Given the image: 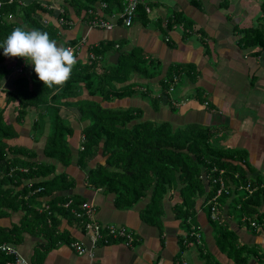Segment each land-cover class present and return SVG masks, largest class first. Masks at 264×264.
I'll return each instance as SVG.
<instances>
[{
    "label": "crops",
    "instance_id": "0c3cea01",
    "mask_svg": "<svg viewBox=\"0 0 264 264\" xmlns=\"http://www.w3.org/2000/svg\"><path fill=\"white\" fill-rule=\"evenodd\" d=\"M48 1L60 9L62 0ZM262 1L141 0V7H149V12L138 15L130 26H125L119 20L111 29L90 26L87 22L91 16L88 10L77 15L69 7L70 20L65 29L59 27L60 38L57 43L65 47L67 40L75 39L78 42L84 38L85 43L76 56L79 62L88 59L92 47L105 42L109 44L105 46L104 55H98L101 59H97L104 62L103 66L107 65V61L115 64L129 51H133L134 55L138 53L137 60L141 63L152 60L154 66L151 69L156 73L154 77H140L133 73L126 82L141 84L140 90L147 91L148 96L143 97L137 93L102 104L123 109L138 108L142 111L143 120L167 121L171 129L189 124L210 128L213 134L210 142L217 145V150L221 149L229 160L232 157L234 163L242 166L251 179L257 178L264 185V48L259 51L262 47L260 40L264 39V16L260 9ZM104 7L103 2L97 1L92 14L108 17L110 14ZM256 27H259L256 36L248 35ZM117 52L118 55H114ZM7 58L4 63L10 62H5ZM186 64L194 65V73L183 70L169 94L171 104L162 101L154 108L150 97L157 96L160 79L166 75L170 66ZM30 65L26 61L24 68L20 66L21 71L26 69V76L29 75ZM10 72L1 82L6 90L12 89V80L21 76L15 68ZM192 73L194 78L190 77ZM76 99L100 100L98 96H89L85 89L71 100ZM172 101L176 104H172ZM120 102L125 106H120ZM4 106L5 92L0 91V109ZM35 109L39 111V108L30 107L23 117L16 119L13 105L5 108L6 121L17 131V136L9 142L35 153L31 158L24 159L54 164L55 174L64 172L73 179L72 188L55 192L51 196L75 195L79 199L92 201L97 209L96 216L102 224L124 225L132 231L134 238L129 246L120 239L99 241L92 249V255L79 254L68 242L79 241L88 247L89 241L75 220L61 218L58 230L63 233V243L52 246L42 256L41 251L46 242L44 232L34 228V224L30 226V223L23 227L24 210L7 209L6 215L0 216V228L17 225L22 230L19 231L20 239L17 243L7 241L0 245H14L19 253L17 264H37L36 256H41L42 264H182V260L187 264H206L208 257L213 264H241L218 248L205 195L197 197L194 215L187 217L186 225H181L183 215L176 210L182 202L180 183L176 188L167 189L162 200V213L154 225L141 217L142 210L149 202V195L142 197L130 208H117L114 193L105 194L100 187H89L86 170L76 161L81 129L86 122L79 120L71 106H61L60 116L66 118L75 129L73 136L68 139L73 159L68 165H63L44 155L48 129L39 137L33 133L34 123L39 116H36ZM103 161L104 158L97 155L91 159L90 165ZM205 177L204 180L207 179ZM205 186L206 189L210 188L206 182ZM241 186L230 185L231 196L221 211L216 205V217L217 213L220 216L216 222L225 224L235 234L238 244L248 247L250 254L243 264H264V232L251 229L235 212L228 213L232 198L240 197V191H245ZM51 196L38 198L41 202L33 208L39 210ZM260 211L264 212V205ZM191 232L198 233L199 237H189ZM1 252L8 255L7 260H15L14 254Z\"/></svg>",
    "mask_w": 264,
    "mask_h": 264
},
{
    "label": "trees",
    "instance_id": "16d2710c",
    "mask_svg": "<svg viewBox=\"0 0 264 264\" xmlns=\"http://www.w3.org/2000/svg\"><path fill=\"white\" fill-rule=\"evenodd\" d=\"M97 1L106 4L104 9L108 14L122 10L123 0H62V4H59L61 10L48 0H28L27 3H23L22 0L12 2L0 0V43L17 26L46 31L51 39L58 41L59 27L65 29L70 20L69 7H72L78 15L83 10L85 12L92 10ZM140 3L141 0L138 4L137 16L145 13V8L141 7ZM260 9L264 16V0L260 4ZM61 18L66 22L63 25L59 24ZM258 29L259 27H256L248 35L256 36L255 32ZM74 43L75 39L65 41V45ZM106 44L109 42L92 47L90 50L94 55L103 57ZM260 45L262 47L259 51L264 48L262 38ZM4 58L3 48H0V91L5 92V106L0 109V216L6 215L7 209L24 210L23 227L28 226L27 223H30V226L34 224V228L37 227L46 236L44 250L41 251L42 256L52 246L63 243V233L58 230L61 218H66L68 221L75 220L80 225L73 211L80 210L84 199H79L75 195L74 197H67L64 194L51 196L55 192L72 188L74 181L64 172L55 174L54 164L24 159V157L31 158L35 153L9 142L17 136L13 125L5 119V108L10 105L15 109L16 119L23 117L30 107L42 106L45 112L51 110V128H46L44 122L37 119L33 133H37L36 137H39L48 129L44 155L63 165H68L73 159V151L68 139L73 136L75 129L70 126L66 118L60 116V110L62 105L74 108L79 120L86 122L81 129L76 161L86 170L88 186L100 187L105 194L114 193V204L121 209L130 208L142 197L149 195V202L141 212V217L147 223L152 225L157 223L163 210L164 194L167 189L176 188L178 183L181 184L179 193L182 202L178 204L176 210L178 214L183 215L181 225H186L187 217L194 215L195 201L197 197L203 195L205 202L209 204L207 210L210 217L209 201L216 192V185L212 183V177L210 178L209 175L217 176V171L222 168L224 173L221 177L226 182L228 191L217 199V209L221 211L231 196L230 185L245 186L250 182L252 193L244 191L240 193V197H233L229 202L231 209L228 213L235 212L241 218L246 215L258 224L264 225V212L260 211L261 206L264 205V185L257 178L251 179L242 166L234 163L232 157L229 160L221 149L217 150V145L210 142L213 136L210 128L189 124L171 129L167 121L143 120L142 111L138 108L123 109L102 104L137 93L143 97L148 96L147 91L140 90L141 84L137 82L126 84V82L133 73H137L140 77H154L156 73L151 69L154 66L152 60L141 65V61L137 60L133 51H129L115 64L107 61V66H103L102 60H97L98 58L93 60L88 58L84 62L77 61L71 78L62 88L45 86L35 73L34 65L31 64L29 75L14 78L11 82L12 89L6 90V87L1 86L2 80L14 67L25 64L26 60L13 57L11 62L4 63ZM186 65L168 68L166 75L160 79L157 96L150 95L154 108H157V104L162 101L171 104L169 88L176 85L175 79L180 78L183 70L189 73L194 71L193 64ZM149 68L152 71H149ZM193 73L191 78L195 77ZM83 89L89 96H98L100 100H71L78 97ZM97 155H101L104 161L90 165L91 159ZM214 167L217 169L216 172H212ZM53 173L54 175L48 178ZM204 177L208 178L204 180ZM33 179L35 181H32ZM205 182L210 185L209 189H206ZM46 196H51L50 200L44 201L48 208L43 206L41 212L34 209L35 205L41 202L38 198ZM219 218L217 213L216 219L211 220L218 248L236 263H245L250 254L247 251L248 247L239 245L235 234L225 224L216 222ZM245 224L250 227L248 222ZM21 230L22 228L17 225L11 228L1 227L0 243L7 241L17 243ZM108 240L114 239L108 237ZM262 257L264 258V255ZM7 259H9L8 255L0 251V264H4ZM35 259L37 264H42L41 256H36ZM206 264H213L209 257L206 258Z\"/></svg>",
    "mask_w": 264,
    "mask_h": 264
},
{
    "label": "built area",
    "instance_id": "2783aa9c",
    "mask_svg": "<svg viewBox=\"0 0 264 264\" xmlns=\"http://www.w3.org/2000/svg\"><path fill=\"white\" fill-rule=\"evenodd\" d=\"M13 0H9V2H12ZM140 0H123L122 3V10L118 12H114L108 17H98L96 15H93L92 10H88V13L91 14V16L88 19V23L90 26H99L101 28L105 29H111L117 21H122V23L125 26H130L134 19L137 17V8ZM1 4V2H0ZM103 5L106 6V4L103 2ZM145 11L149 12V7L145 6ZM66 23L65 20L62 18L59 19V24ZM85 43V39L82 38L78 42H75L74 44H67L65 47H69L73 49L75 57L80 54L81 48L83 44ZM117 47V45H116ZM88 58L95 59L100 58V56L94 55L92 51L88 53ZM177 81V79H175ZM173 86L169 88L170 91L173 90ZM176 104L175 101H172V104ZM83 139V137H82ZM81 139V140H82ZM26 171V169H22ZM217 169L214 167L212 169V172H216ZM217 176L209 175V177H212V183L216 185V192L211 197L209 203H210V213L211 218L216 219V205H217V199L218 197L224 193L227 192V185L224 179L221 177V175L224 173V169H219L217 171ZM208 176V175H207ZM236 176V175H235ZM208 178V177H207ZM241 188H244L247 193H252L253 188L251 187L250 182H248L245 186L242 185ZM45 208H48V205H44ZM39 210H42L43 208H38ZM96 206L95 204L90 200H84L81 203L80 210H74V214L77 219H79L80 225L82 227V230L84 234L86 235L89 246L86 247L79 241H72L69 242V246L73 248L77 253L83 254L88 253L89 255H92V249L95 247V245L99 241L107 242L108 237H112L113 239H120L125 245H131L133 241V233L130 229H128L124 225H114V224H102L97 216H96ZM241 221L244 223L248 222L250 227L255 229L256 231H262L264 232V225L263 223H257L253 219H251L249 216L243 215L241 218ZM190 235L194 237H199L198 233L191 232ZM0 250L4 251L9 254L15 255V260H7L5 264H17L19 260V253L17 249L14 247V245L9 244H1ZM182 264H187L185 260H182Z\"/></svg>",
    "mask_w": 264,
    "mask_h": 264
},
{
    "label": "clouds",
    "instance_id": "9594fccd",
    "mask_svg": "<svg viewBox=\"0 0 264 264\" xmlns=\"http://www.w3.org/2000/svg\"><path fill=\"white\" fill-rule=\"evenodd\" d=\"M0 48L6 57H21L33 64L39 80L48 88H62L77 63L73 49L58 45L48 32L38 29L17 26L0 43Z\"/></svg>",
    "mask_w": 264,
    "mask_h": 264
},
{
    "label": "rangeland",
    "instance_id": "374dc122",
    "mask_svg": "<svg viewBox=\"0 0 264 264\" xmlns=\"http://www.w3.org/2000/svg\"><path fill=\"white\" fill-rule=\"evenodd\" d=\"M53 4V3H52ZM59 41V40H58ZM137 54V55H136ZM135 55H136V57H137V59H139V56H138V53H136ZM6 57V56H5ZM5 59V58H4ZM12 61L13 60V57H8L6 60H5V62L6 61ZM101 64H104V62L102 61L101 62ZM24 65V63L21 65V66H23ZM141 65H143V63H141ZM107 66V65H106ZM15 69H16V73L18 72V75H20L21 74V76L22 75H24V74H27V73H24V71H26V69H23V71H21V69H20V66H18V67H14ZM17 68H18V70H17ZM23 68H24V66H23ZM30 68H31V65H30ZM27 70H29V68L27 69ZM150 70V69H149ZM28 72V71H27ZM10 74H11V72H10ZM14 73H12V75H13ZM15 76V75H14ZM4 81V80H3ZM115 100V99H114ZM120 106H125V104H123L122 102H120V104H119ZM35 111H36V116H38L39 115V113L41 114V115H39L38 116V118L37 119H40V120H42L44 123V125L46 126V128H51V121H52V112H51V110H48V112H45V109L41 106L40 108H39V111H37V109H35ZM35 116V115H34ZM36 118V117H35ZM240 193H242V191H240ZM239 193V194H240Z\"/></svg>",
    "mask_w": 264,
    "mask_h": 264
},
{
    "label": "water",
    "instance_id": "95a60500",
    "mask_svg": "<svg viewBox=\"0 0 264 264\" xmlns=\"http://www.w3.org/2000/svg\"><path fill=\"white\" fill-rule=\"evenodd\" d=\"M114 55H116V56H117V55H118V52H117V53H115Z\"/></svg>",
    "mask_w": 264,
    "mask_h": 264
}]
</instances>
